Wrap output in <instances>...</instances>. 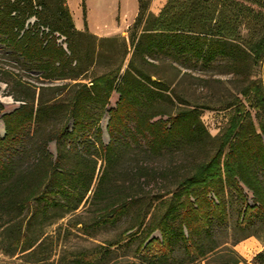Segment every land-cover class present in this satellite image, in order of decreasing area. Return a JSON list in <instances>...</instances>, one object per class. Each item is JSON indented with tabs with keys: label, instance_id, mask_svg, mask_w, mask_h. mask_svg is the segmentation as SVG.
Listing matches in <instances>:
<instances>
[{
	"label": "trees",
	"instance_id": "obj_1",
	"mask_svg": "<svg viewBox=\"0 0 264 264\" xmlns=\"http://www.w3.org/2000/svg\"><path fill=\"white\" fill-rule=\"evenodd\" d=\"M137 1L126 68L123 59L96 75L89 71L99 53L83 54L80 46L90 34L84 0L83 30L67 0H0V42L48 82L36 87L13 79L10 94L20 104L2 116L0 248L24 264H102L111 246L143 227L142 246L155 264L246 263L235 246L251 236L264 242V84L253 78L264 59V0H167L158 14L150 11L151 0ZM164 64L182 75L221 66L240 79L237 94L221 103L234 112L217 138L201 119L200 108L208 106L190 103L173 80L148 72ZM57 80L69 82L50 84ZM113 91L119 98L107 109ZM105 113L110 139L105 144L97 128L96 146L91 130ZM133 144L151 157L177 151L194 158L180 168L144 160L110 183ZM99 159L105 168L91 197L98 207L87 223L78 209L92 191ZM151 184L157 192L149 220V208L138 209L135 230H124L108 247L59 251L62 226L46 230L67 218L65 235L71 227L92 235L134 210ZM234 204L241 209L230 228ZM246 264H264V246Z\"/></svg>",
	"mask_w": 264,
	"mask_h": 264
},
{
	"label": "rangeland",
	"instance_id": "obj_2",
	"mask_svg": "<svg viewBox=\"0 0 264 264\" xmlns=\"http://www.w3.org/2000/svg\"><path fill=\"white\" fill-rule=\"evenodd\" d=\"M56 1V0H54ZM93 2L92 12L88 15L87 21L90 16L91 24L97 29L103 30V34H97L88 28L90 34H87L82 38L80 46L82 53H90L91 56L99 53L96 56L95 63L90 69L89 73L94 72L96 75L102 73L106 69L112 66H116L124 59V68H126L131 51L125 56V49L131 50L129 41V27L133 24L138 8L132 11L130 14H126L118 10L115 12V5L112 3L114 0H109L111 3H100V0H91ZM131 1V0H127ZM167 0H151L150 11L158 14L166 4ZM99 9H108L111 11L110 20L108 25H96V11ZM95 10V11H94ZM78 14L76 13V16ZM34 18L28 20L33 22ZM97 36L98 40L93 36ZM65 38L61 43L65 45ZM95 48V51H94ZM94 51V54H93ZM125 57V58H124ZM225 68L221 66H215L208 70L192 69L187 75L178 74L176 70H173L171 66L164 64L160 68H149L148 72H158L164 77L173 80L172 86L177 88L179 93H182L190 103H197L200 105H206L208 108H200L201 119L207 128L208 132L213 138H217L222 131L228 126L230 118L234 112L232 108H222L221 103L230 99L233 94H237V89L241 86L240 79L234 77L232 74L227 73ZM185 70V69H184ZM6 71H11L13 74ZM20 78L23 81L33 84L38 87L43 84H48L43 78L40 77V72L37 70H30L28 65L21 59L15 57L11 50L6 48L3 43L0 42V101L2 96H8L11 98V106L7 109L3 103V109L0 110V134L4 135L5 128L2 116L15 109L20 101H16L10 94L15 90V86L12 83L13 79ZM154 78V77H153ZM253 78L261 79L264 84V59L254 67ZM6 80L9 82H6ZM86 81H89L87 79ZM69 80H57L50 84H65ZM119 98V94L113 91L107 109L115 107ZM251 111L253 119L256 120L255 110L248 107ZM109 116L105 113L100 119L99 123L91 130L90 142L96 146H99V142L96 140L97 128L102 130V141L106 144L109 142V134L106 126ZM166 118V117H165ZM72 123L69 121L67 127H71ZM91 143H88L91 145ZM28 145L29 143H25ZM77 143H73L76 146ZM94 149L95 146H92ZM50 151L56 156V145L52 141L49 144ZM194 155L187 152L181 153L177 151H170L161 156L151 157L147 156L143 146L140 144H133L126 150L122 161L112 172L110 177V183L121 181L122 178H126V170L144 160L155 166H171L182 167V165L188 164L193 160ZM25 160H29V156L25 157ZM105 168V162L99 159L97 163L96 175L92 185V191L88 194L87 202L82 203L78 209V213L82 215L83 221H89L90 218L97 212V204L91 203V197L96 189L99 178ZM148 192V193H147ZM157 192L156 187H152V184L146 187L147 196L141 200L134 208V210L128 212L122 218L116 222V224H108L94 229L92 235H87L79 232L77 228L71 227L70 233L65 235L64 228L68 222L67 218L57 219L55 223L46 228L47 231L53 232L62 226L61 235L59 239L58 250L66 248L69 250H79L84 247L93 248L95 246L108 247L111 242L119 239L124 230L128 233L135 230L130 228L133 225V217L136 211L142 208L144 212L149 208L147 214V220H149L152 212L154 211V205L156 202L153 200V195ZM249 195L250 193L247 192ZM241 209V205L234 204L230 209V228H233V224L237 219L238 210ZM143 211V210H142ZM80 224L78 225V227ZM232 233V229L229 230ZM152 237H160L158 232H154ZM145 238L144 227L139 233L131 236V238L120 241L111 246V253L106 256V259L102 264H155L152 262L150 253L143 249ZM264 242L259 240L255 236L248 237L241 240L236 246V250L242 255L246 263L251 262L253 256L263 248ZM242 262L241 264H246ZM0 264H24V262L18 257V255L10 256L5 254L0 248Z\"/></svg>",
	"mask_w": 264,
	"mask_h": 264
},
{
	"label": "crops",
	"instance_id": "obj_3",
	"mask_svg": "<svg viewBox=\"0 0 264 264\" xmlns=\"http://www.w3.org/2000/svg\"><path fill=\"white\" fill-rule=\"evenodd\" d=\"M68 6L70 8V11L72 13L74 23L77 29L83 30L85 28L84 25V19H83V0H67ZM100 3L108 4L111 3L109 0H100ZM112 3L115 5V12L120 10L121 12H126L127 6L130 4L133 8V11L138 8V1L137 0H131L130 2L127 0H114ZM92 5L93 2L91 0H84V6L86 9V13L88 15L92 12ZM95 11V10H94ZM76 13L78 14L76 16ZM90 16L88 17V28L92 30L95 33L103 34V30L97 29L95 26L91 24Z\"/></svg>",
	"mask_w": 264,
	"mask_h": 264
},
{
	"label": "bare ground",
	"instance_id": "obj_4",
	"mask_svg": "<svg viewBox=\"0 0 264 264\" xmlns=\"http://www.w3.org/2000/svg\"><path fill=\"white\" fill-rule=\"evenodd\" d=\"M133 11L132 6L129 4L126 9V14H130ZM111 11L108 9H99L96 11V25H108L110 20ZM1 100L3 101L7 109L11 106V98L8 96H2ZM1 123V122H0Z\"/></svg>",
	"mask_w": 264,
	"mask_h": 264
},
{
	"label": "built area",
	"instance_id": "obj_5",
	"mask_svg": "<svg viewBox=\"0 0 264 264\" xmlns=\"http://www.w3.org/2000/svg\"><path fill=\"white\" fill-rule=\"evenodd\" d=\"M57 35L59 36V38H58V41L59 42H62L63 41V39L65 38L64 36H62V35H59V33H57Z\"/></svg>",
	"mask_w": 264,
	"mask_h": 264
},
{
	"label": "water",
	"instance_id": "obj_6",
	"mask_svg": "<svg viewBox=\"0 0 264 264\" xmlns=\"http://www.w3.org/2000/svg\"><path fill=\"white\" fill-rule=\"evenodd\" d=\"M1 102H3V101H1ZM108 115V114H107Z\"/></svg>",
	"mask_w": 264,
	"mask_h": 264
}]
</instances>
